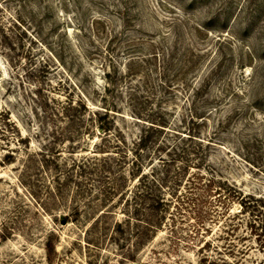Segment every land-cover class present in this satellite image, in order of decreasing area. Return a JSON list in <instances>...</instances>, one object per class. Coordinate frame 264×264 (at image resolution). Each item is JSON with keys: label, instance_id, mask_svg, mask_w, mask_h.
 Segmentation results:
<instances>
[{"label": "rangeland", "instance_id": "1", "mask_svg": "<svg viewBox=\"0 0 264 264\" xmlns=\"http://www.w3.org/2000/svg\"><path fill=\"white\" fill-rule=\"evenodd\" d=\"M108 81L129 144L167 125L144 170L198 137L170 207L135 211L130 154L59 115ZM0 264H264V0H0Z\"/></svg>", "mask_w": 264, "mask_h": 264}, {"label": "trees", "instance_id": "2", "mask_svg": "<svg viewBox=\"0 0 264 264\" xmlns=\"http://www.w3.org/2000/svg\"><path fill=\"white\" fill-rule=\"evenodd\" d=\"M106 75L109 76L110 74L107 73ZM98 87L99 86H97V89ZM113 90L114 88L111 82L108 81L104 86V93L101 99L103 107L100 109L94 110L89 104V96L81 92L78 99L71 98L62 103L59 115L63 116V118L76 130L82 128L83 124H85L89 129L100 134L102 140L104 139V141L110 142L109 144L103 143L101 146L105 144V146L113 148V150H111L112 153L119 154L123 152L127 155L130 154L131 164L134 165V177L137 178V182L134 183V190L130 194V196L134 197L135 211L140 210L143 204L147 205V208L153 211L161 209V207H170V202L166 199L164 190L172 185L174 194L177 195L176 200L182 198V195H178L179 191H177L176 186H180L181 182L185 180V175L189 174L192 168V159H194L192 157H195L197 154L196 147L182 143L191 139L196 140L198 137L192 132H188V134L180 138V144L170 142V144H165L161 149L157 148L160 151L166 152L165 155H159L158 160L151 162L150 168L147 171L144 170L145 164L138 160V151L144 147L147 137L152 136L153 133L156 135L160 134L159 132H161V130L167 129V125L163 124V122L156 121V119L152 121L149 120L150 134L148 136L142 135L137 142L133 140L132 142L130 141L129 144L128 138L122 135V131L117 128L116 120H114V115L116 111H118L115 109L118 106L117 102H108V94ZM104 100L107 102L105 103ZM82 110L83 112L77 115L78 111ZM159 117H161V115H158V118ZM194 118L196 117H192L191 120H195ZM160 145L161 143H158V147ZM121 157L122 159L124 158L122 155ZM117 176L121 178L124 177V175L120 173L115 174L114 179L117 178ZM193 181V179L192 181L190 178L188 179L187 182H189L190 185L188 189L193 188ZM211 181L212 180L209 179V183H211ZM115 188L116 186H113L112 189ZM188 191H190V193L185 194L187 200L192 193V190ZM133 193L134 195H132ZM183 201L186 202L185 199ZM184 202L179 203V205L184 204ZM145 223L151 227H158L157 223H151L149 221Z\"/></svg>", "mask_w": 264, "mask_h": 264}]
</instances>
